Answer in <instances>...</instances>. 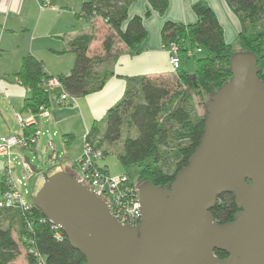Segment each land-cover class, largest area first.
Segmentation results:
<instances>
[{
  "label": "trees",
  "instance_id": "1",
  "mask_svg": "<svg viewBox=\"0 0 264 264\" xmlns=\"http://www.w3.org/2000/svg\"><path fill=\"white\" fill-rule=\"evenodd\" d=\"M134 0H86L76 15L90 22L91 30L81 33L69 42V52L74 60L66 75L56 76L62 90L72 99L100 90L110 75L98 66L115 61L119 45L131 55L142 51L141 44L146 32L142 17L128 18L127 10ZM151 11L163 15L168 0H146ZM240 24L237 35L238 48L226 43L223 30L215 14L205 0L192 5L196 15L193 24L165 22L161 28V41L165 49L177 45V56L182 64L192 62V71L182 65L172 73L174 89L159 77L141 76L129 80L122 99L106 113L100 132L98 124L86 134V140L96 147L115 146L118 161L122 166H138L137 186L145 181L155 186L169 185L176 174L187 165L203 135L206 116H193L190 101L192 96L206 98L217 90L229 77V59L236 52H250L256 58L257 77L264 83V0H224ZM100 41V52L90 45ZM199 48L191 57L187 53ZM17 81L27 90L24 109L38 114L39 108L49 107L50 92L41 85L47 76L42 62L32 56L21 59L14 74ZM204 103V108H205ZM27 133V131H24ZM70 140L67 137L66 143ZM175 141L176 154L163 157L166 163L174 162L173 172H164L157 165L160 147ZM120 145V148L117 146ZM104 157L106 155L103 150ZM162 161V162H163ZM1 185V184H0ZM237 212L233 196L221 194L210 210L213 220L226 223ZM5 223L6 227L1 224ZM16 232V239L12 231ZM57 234L59 237H57ZM26 252L28 264H35L40 258L42 264H85L84 257L75 250L66 236L54 229L41 211L29 204L25 209H0V264H13L19 256V245ZM36 254V256H35ZM215 254L224 258L223 252Z\"/></svg>",
  "mask_w": 264,
  "mask_h": 264
},
{
  "label": "water",
  "instance_id": "2",
  "mask_svg": "<svg viewBox=\"0 0 264 264\" xmlns=\"http://www.w3.org/2000/svg\"><path fill=\"white\" fill-rule=\"evenodd\" d=\"M229 69L205 103L203 135L187 165L169 185L137 186L138 225L118 223L74 175L41 173L42 186L28 199L85 264H264V83L250 52L234 53ZM221 194L237 208L226 223L210 214Z\"/></svg>",
  "mask_w": 264,
  "mask_h": 264
},
{
  "label": "crops",
  "instance_id": "3",
  "mask_svg": "<svg viewBox=\"0 0 264 264\" xmlns=\"http://www.w3.org/2000/svg\"><path fill=\"white\" fill-rule=\"evenodd\" d=\"M43 1H47L49 6L41 9L39 6ZM196 1L168 0L163 15L151 11L148 17H144L147 1L134 0L127 10V16L143 18L146 36L141 44L142 51L131 55L120 44L121 52L115 61L97 68H106L110 73L100 90L59 104V90L54 88L49 91V107L32 114L23 108L27 90L14 77L21 59L32 56L41 61L47 76L66 75L74 60L69 52V42L81 33H88L91 25L85 18L76 17L83 1L0 0V138L20 134L23 130L18 119L24 120L32 115L34 124L28 128V132H35L38 136L47 125L50 142L46 147L52 148L51 137L56 135L66 146L67 157L74 149L81 148L79 154L72 158L71 167L74 168L82 154L85 135L93 125H103L107 111L122 99L129 80L172 74L168 51L161 41V28L167 21L184 25L195 23L192 5ZM205 1L222 27L225 42L231 44L236 41L240 24L225 1ZM99 47L100 41L95 39L90 45V54L93 50L100 52ZM67 137H70L68 143ZM37 141L36 137L31 147H36Z\"/></svg>",
  "mask_w": 264,
  "mask_h": 264
},
{
  "label": "built area",
  "instance_id": "4",
  "mask_svg": "<svg viewBox=\"0 0 264 264\" xmlns=\"http://www.w3.org/2000/svg\"><path fill=\"white\" fill-rule=\"evenodd\" d=\"M48 6V2L43 1L39 7L42 9ZM167 51L171 73H175L180 66L177 45L171 44ZM198 52L199 50H196V53ZM192 55L191 52L187 53L188 57ZM41 85L47 91L54 88L59 90L57 103L62 104L73 101L70 96L63 92L62 85L57 77L45 78L42 80ZM39 110L42 111L43 108L41 107ZM18 121L23 130L20 134L0 138V159H3L1 170L4 173L3 180L0 183V209H25L29 205L24 202L19 191L18 184L21 183L18 182L17 184L11 177V149L16 146L29 148L35 144L37 134L24 132L34 124L32 115L24 120L18 119ZM85 137L82 154L76 166L75 178L105 202L110 215L118 223L129 226L138 225L141 219V211L137 199V185L126 175H109L105 166L100 164L104 157L103 150L96 147V141L86 140ZM53 228L59 230L56 226H53ZM57 237H59L58 234ZM35 264H42L40 258H37Z\"/></svg>",
  "mask_w": 264,
  "mask_h": 264
},
{
  "label": "rangeland",
  "instance_id": "5",
  "mask_svg": "<svg viewBox=\"0 0 264 264\" xmlns=\"http://www.w3.org/2000/svg\"><path fill=\"white\" fill-rule=\"evenodd\" d=\"M81 1L86 0H79V2ZM231 44L234 46V48H238V40L233 41ZM196 50L200 51L199 48H194L190 52L195 54ZM182 67L187 69L188 71H192V62H182ZM161 80L162 82H165L171 89H174L172 74L161 78ZM205 101L206 98L204 97L192 96L190 106L192 108L191 113L193 116H205ZM99 126L100 132L102 133L104 125ZM26 130L27 133H35L28 132V128ZM48 133V126L46 125L45 130H41V132H39V135L37 136L38 141L36 143V147L34 146L35 148L31 146L29 148H21L16 146L11 149V177L13 181L17 184L18 182L21 183L18 184V188L20 193L22 194L24 202L27 204H31V201L28 199V197L30 195H35L37 191L41 188L43 183L41 173H43L46 169L50 168L51 173L63 171L74 176L76 174L75 167L77 166L79 159L76 161L74 168L71 167V162L72 158L76 157L79 154L81 148L74 149L71 152L70 156L67 157L66 146L62 143L60 136H52V148L46 147V144L50 142L48 139ZM96 140H99V138L97 137ZM114 148V145L113 147L102 145L101 149L105 150L106 155L105 157H103V160L100 161V164L105 166L109 175H126L133 183L137 184V173L139 170L138 166H122L118 161ZM117 148H120V145H118ZM176 149L177 148L175 147V141H169L168 144H164L160 147V157L157 159V165L160 166L164 172L174 171L176 164H174V162L166 163L162 160V158L167 156L168 154L171 155V153L176 154ZM51 151L57 153L58 159L55 162H52L47 159ZM24 158L29 159V164L35 167V169L37 170L36 173L31 172L25 165V163H23ZM0 161H3V159H0ZM3 177L4 173L2 170H0V183L3 180ZM1 225L3 227H6L5 223H2ZM12 236L14 239H16V232L14 230L12 231ZM17 242L19 245V256L13 262V264H28L26 260V252L21 246V243L18 240Z\"/></svg>",
  "mask_w": 264,
  "mask_h": 264
},
{
  "label": "flooded vegetation",
  "instance_id": "6",
  "mask_svg": "<svg viewBox=\"0 0 264 264\" xmlns=\"http://www.w3.org/2000/svg\"><path fill=\"white\" fill-rule=\"evenodd\" d=\"M52 174L51 172L49 173V175Z\"/></svg>",
  "mask_w": 264,
  "mask_h": 264
}]
</instances>
